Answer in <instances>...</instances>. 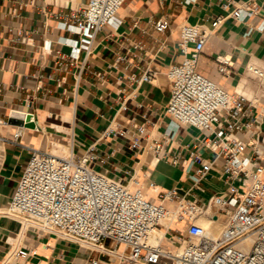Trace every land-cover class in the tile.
Returning <instances> with one entry per match:
<instances>
[{"label": "crops", "instance_id": "obj_1", "mask_svg": "<svg viewBox=\"0 0 264 264\" xmlns=\"http://www.w3.org/2000/svg\"><path fill=\"white\" fill-rule=\"evenodd\" d=\"M87 2L0 0V264H89L92 257L100 264H128L109 250V240L105 251H93L55 233L26 227L4 213L32 148L50 149L51 141L67 142L72 133L73 144H68L78 155L95 146L97 157L89 161L91 167L123 179L135 172L151 199L157 200L160 189L191 187L185 173L189 156L173 165L157 161L150 148L153 138H159L171 122L165 112L171 96L166 72L184 56L179 46L181 24H202L209 32L199 61L203 74L231 92L257 99L247 86L248 81L253 88L258 86L247 66L264 68V0H127L120 9V23L100 30L91 53L83 48L74 62L71 45L85 44L88 38L67 26L74 23L70 16L79 14ZM247 3L257 6V12L244 20L228 17L213 28L217 16ZM161 18L169 24L164 32L155 28ZM58 51L67 59L62 67L57 63ZM219 58L229 59L225 73L218 70ZM147 69L156 73L151 80H142ZM12 109L23 111L28 121L32 115L35 118L36 126H27L18 139L14 138L18 126L9 121ZM258 111L262 112L259 128L264 147V101L253 108V115ZM135 123L147 124L150 136L139 148H132L121 135ZM200 134L196 128H181L178 141L192 143ZM200 152L211 162L203 181L208 198L225 188L223 162L206 148ZM152 181L157 188L149 186ZM18 248L28 254L17 255Z\"/></svg>", "mask_w": 264, "mask_h": 264}, {"label": "built area", "instance_id": "obj_2", "mask_svg": "<svg viewBox=\"0 0 264 264\" xmlns=\"http://www.w3.org/2000/svg\"><path fill=\"white\" fill-rule=\"evenodd\" d=\"M126 1L88 0L79 11L82 17L70 16L74 23L67 28L74 26L88 38L85 44L71 45V61L76 62L83 48L91 53L93 39L105 26L120 23V9ZM256 9L248 3L237 6L217 16L213 28L228 17L244 20ZM168 25L161 18L155 28L164 32ZM180 31L179 46L184 56L166 72L171 96L165 112L171 122L159 138H153L150 148L157 161L173 165H180L189 156L185 173L192 180L191 187L157 190L154 200L135 172L123 179L91 167L89 161L97 157L94 145L83 155L72 150L64 156L32 148L18 187L5 208L7 216L97 252L105 251L104 243L109 240V250L128 264H264V147L259 128L262 112L252 113L264 99L231 92L199 70L209 36L202 24L183 23ZM66 60L58 51V66L65 65ZM219 63V72L225 73L229 59L219 58ZM247 71L262 87L264 68L250 63ZM155 73L147 69L141 79L151 80ZM14 110L17 111H10L11 117H15ZM22 120L28 122L26 118ZM29 121L35 122L33 115ZM3 123L9 124L8 120ZM25 123L17 125L15 139L22 135ZM181 128H196L201 134L192 143L182 144L178 141ZM148 132L147 124L135 123L121 135L130 140L132 148H139L149 139ZM203 148L223 162L225 188L208 198L203 181L211 162L201 155ZM149 186L157 188L153 181ZM205 213L212 220L221 218L224 222L218 235L209 233L200 223ZM166 218L168 224L163 223ZM182 221H186L182 228L176 226ZM157 227L163 229V234L152 245L150 233ZM15 253L22 257L28 254L19 248ZM89 264L100 261L92 257Z\"/></svg>", "mask_w": 264, "mask_h": 264}, {"label": "bare ground", "instance_id": "obj_3", "mask_svg": "<svg viewBox=\"0 0 264 264\" xmlns=\"http://www.w3.org/2000/svg\"><path fill=\"white\" fill-rule=\"evenodd\" d=\"M211 33V32H210ZM252 64V63H251ZM256 65V64H255ZM13 115L16 116L17 118H21L24 119L25 117V113L23 111H13ZM11 126V125H10ZM55 126V125H54ZM53 128L55 130H60V132H66V131H61L62 127H54ZM64 128V127H63ZM27 127H22V131L26 130ZM45 129V128H44ZM65 129V128H64ZM18 130V127H17ZM71 132V131H70ZM24 134V133H23ZM70 140V141H69ZM67 142H59V141H51V148L49 150H51L54 154H58V155H68L69 153L72 152V146L71 144L69 145L68 143H72V133H70V138ZM73 144V143H72ZM149 154V153H148ZM151 155V154H150ZM149 158V157H148ZM153 161V160H152ZM150 198V197H149ZM207 212L210 213V210H208ZM217 220V221H214ZM212 220L211 217H209V214L205 213L201 219H200V223L202 224V226L209 232L215 235H218L222 229L224 228V222L221 220V218L219 219H214ZM219 221V222H218ZM169 222V218H166L163 220L164 224H168ZM181 225H185L186 221H182L180 223ZM24 225V224H23ZM179 224H176V226H178ZM25 226V225H24ZM27 227V226H26ZM25 228V227H24ZM163 234V229L161 227H157L154 228L151 233H150V238H149V243L154 245L155 243H157V241L159 240V238H161ZM251 240H249L247 242V244L250 245ZM12 255V254H11ZM16 258V257H15ZM6 261V260H5ZM16 262V261H15Z\"/></svg>", "mask_w": 264, "mask_h": 264}, {"label": "rangeland", "instance_id": "obj_4", "mask_svg": "<svg viewBox=\"0 0 264 264\" xmlns=\"http://www.w3.org/2000/svg\"><path fill=\"white\" fill-rule=\"evenodd\" d=\"M249 73H250V72H249ZM247 86H249L250 89L253 90V92H254V97H253V98H259V97L264 96V84H263L262 87L257 86V87H255V88H253V87L251 86V84L249 83V81H248ZM214 221H217V220H214ZM218 222H219V221H218Z\"/></svg>", "mask_w": 264, "mask_h": 264}, {"label": "water", "instance_id": "obj_5", "mask_svg": "<svg viewBox=\"0 0 264 264\" xmlns=\"http://www.w3.org/2000/svg\"><path fill=\"white\" fill-rule=\"evenodd\" d=\"M9 121H10V123L16 124V125H21V124L25 123L24 120L19 119V118H15V117H10ZM25 124L27 126H31V127H35L36 126L35 122H33V121H28Z\"/></svg>", "mask_w": 264, "mask_h": 264}]
</instances>
